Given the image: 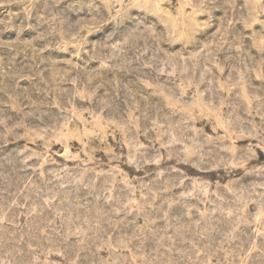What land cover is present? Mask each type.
<instances>
[{"label": "rangeland", "instance_id": "rangeland-1", "mask_svg": "<svg viewBox=\"0 0 264 264\" xmlns=\"http://www.w3.org/2000/svg\"><path fill=\"white\" fill-rule=\"evenodd\" d=\"M0 264H264V0H0Z\"/></svg>", "mask_w": 264, "mask_h": 264}]
</instances>
